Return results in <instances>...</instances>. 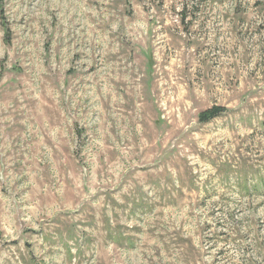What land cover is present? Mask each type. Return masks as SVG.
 <instances>
[{"label": "rangeland", "instance_id": "rangeland-1", "mask_svg": "<svg viewBox=\"0 0 264 264\" xmlns=\"http://www.w3.org/2000/svg\"><path fill=\"white\" fill-rule=\"evenodd\" d=\"M0 264H264V0H0Z\"/></svg>", "mask_w": 264, "mask_h": 264}, {"label": "trees", "instance_id": "trees-1", "mask_svg": "<svg viewBox=\"0 0 264 264\" xmlns=\"http://www.w3.org/2000/svg\"><path fill=\"white\" fill-rule=\"evenodd\" d=\"M215 116L214 114V111H208L206 113H204L201 117H200V120L203 121V120H208L210 118H213Z\"/></svg>", "mask_w": 264, "mask_h": 264}]
</instances>
